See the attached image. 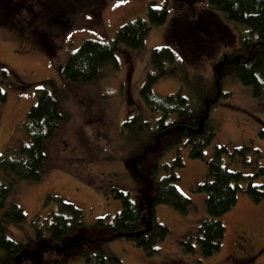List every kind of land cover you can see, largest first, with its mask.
<instances>
[{"label": "rangeland", "instance_id": "374dc122", "mask_svg": "<svg viewBox=\"0 0 264 264\" xmlns=\"http://www.w3.org/2000/svg\"><path fill=\"white\" fill-rule=\"evenodd\" d=\"M59 1L54 6L57 14L50 12V20L38 21L34 27L36 14L47 7L48 0H0V89L5 94V100L0 101V152L16 141L29 142L23 124L42 82L52 80L57 85L56 98L64 117L60 128L45 142L40 181H16L0 211L5 235L22 244L14 255L0 250V264H44L54 258L59 264H85V253L81 252L94 256L97 246L122 264H264V200L253 204L243 193L245 182L239 183L235 205L220 218L224 234L219 251L203 257L196 244L192 253L185 252L183 246L196 233L201 220L207 218L205 194L194 189L205 179L206 162L216 146H224L231 153L234 148L251 144L262 154L264 166V140L258 137L259 130L264 129V99L254 98L251 87L225 76L224 71L218 82L219 97L208 106L207 119L214 128V137L204 148L203 159H189L188 147L178 146L183 167L174 169L179 177L175 187L191 202L187 212L178 213L166 205L154 207V221L169 232L155 245L158 253L149 256L128 238L110 236L108 227L95 225L98 218L111 225L120 211L115 191L128 193L140 205L147 184L152 187L167 173L162 168L151 173L153 160L138 167L136 176L127 170L132 140L130 127L125 124L136 114L140 116L139 125L154 123L160 117L146 108L139 90L150 70L151 50L168 44L166 35L182 1L72 0L68 8L62 4L64 0ZM14 5L17 10L26 11L16 14L12 11ZM148 6H165L167 16L164 23L151 28L139 48L117 45L114 62L105 65L102 76L89 83L69 84L61 80L60 68L83 40L111 42L122 24L145 19ZM182 12L188 16V11ZM216 17L225 27L233 25L221 13H216ZM236 28L247 30L239 25ZM223 55L230 61L237 59ZM217 62L212 65L208 59H200L195 70L205 80L210 79L215 90ZM226 66L227 63L222 66L223 70ZM261 79L264 87V78ZM179 87L176 79L166 77L153 84L151 91L161 97L175 93ZM175 153V147L162 148L155 160L169 166ZM222 159L230 171L242 170L227 156ZM261 181L260 178L253 183ZM50 196L83 210L82 224L60 239L62 247L53 246L48 230L51 215L59 209L56 201H47ZM11 203L21 208L24 221L14 223L2 216ZM35 220L39 223L33 225ZM38 226L42 233L36 236ZM82 240L85 245L78 244Z\"/></svg>", "mask_w": 264, "mask_h": 264}, {"label": "trees", "instance_id": "16d2710c", "mask_svg": "<svg viewBox=\"0 0 264 264\" xmlns=\"http://www.w3.org/2000/svg\"><path fill=\"white\" fill-rule=\"evenodd\" d=\"M48 1L47 7L36 14L34 27L38 21L50 20V12L57 14L58 9H54V6L61 2L59 0ZM64 1L62 4L65 8L73 2L72 0ZM165 1L167 3L168 0ZM181 1V8H178L180 12L177 16H173L166 35L168 44L151 50L150 70L146 72L143 85L139 90V95L146 108L160 117L154 123L148 121L143 129L139 125V114L127 120L125 124L126 127H130L131 137L129 138L132 140L131 156L126 163L134 159L131 164L137 171L138 167L153 160L151 173L157 171L158 168H162L167 173L152 187L148 185L147 194L142 197L140 205L132 200L128 193L115 191L114 198L120 200L121 208L114 216L112 224L105 223L102 218L95 221L96 226L108 227L110 236L119 233H133V236H126V238L149 256L158 253L155 245L164 240L169 233L163 224L154 221V207L166 205L178 213H186L191 204L190 200L175 187V182L179 180V177L174 169L183 167L178 146L188 147L189 159H203V150L214 137V128L207 119L197 133H191L187 129H176L169 137L160 138L161 145L153 151L144 150L145 146H152L151 136L155 132L152 128L154 125L160 130L175 123L189 129L197 128L198 119L204 111V100L213 99L216 90L210 79L205 80L196 73V63L206 58L213 65L220 61L223 54L236 56L237 61L227 64L223 74L242 85L251 87L254 98L264 99L261 79L264 78V0ZM182 11H188V16L184 17ZM216 13L223 14L233 25L223 26L220 19L216 17ZM166 16L165 6L161 8L148 6L145 19L136 18L122 24L111 42L83 40L69 54L65 64L60 68L61 80L64 83L79 85L96 80L102 76L103 67L114 62L117 45L132 50L139 48L151 28L164 23ZM236 25L245 27L247 30L237 29ZM221 40L223 43H220ZM185 57H189L190 60L185 61ZM166 77L176 79L180 83L179 89L166 96H156L151 91L152 85ZM57 89V85L52 80L44 81L36 88V102L27 112L23 124L29 142L26 144L16 141L0 152V211L4 208L16 181L38 182L42 177L45 142L54 131L60 128L64 119L58 107ZM4 100L5 94L0 89V101ZM169 117H173V121L166 123L164 120ZM258 137L264 140V129L259 130ZM170 147L176 148L174 160L169 166L159 165L155 156L159 155L162 148ZM142 153H145L143 159L137 157L142 156ZM224 156L238 163L242 170H248L249 173L244 174L242 170L230 171L223 163ZM262 160V154L251 144L234 148L231 153H228L224 146L214 148L212 158L206 162L205 179L194 189L196 192L205 194L204 206L207 218L201 220L196 233L190 235L183 243L185 252L192 253L194 244L198 246L203 257L212 256L219 251L224 234L220 218L235 205L239 183L245 182L243 193L253 204L264 200ZM260 178L263 181L258 184L253 183L254 180ZM146 197L151 204L150 224L145 232L140 233L147 226ZM49 200H54L59 204V209L51 215V223L48 226L53 246L57 247L61 245L59 241L62 237L74 233L76 228L82 224L83 210L58 197L50 196L47 201ZM2 216L14 223L25 220L24 213L15 203L9 204ZM37 223H39L38 220H35L32 224ZM35 231L36 236L42 233L40 226L36 227ZM137 233L140 234L136 235ZM78 244L85 245V240ZM21 247L20 242L5 235L0 221V250L5 255H14ZM97 251L98 253L94 256L85 251L81 252L85 253V264H122L117 257L105 255L98 246ZM44 264H59V262L54 258Z\"/></svg>", "mask_w": 264, "mask_h": 264}, {"label": "water", "instance_id": "95a60500", "mask_svg": "<svg viewBox=\"0 0 264 264\" xmlns=\"http://www.w3.org/2000/svg\"><path fill=\"white\" fill-rule=\"evenodd\" d=\"M263 43V42H262ZM259 44V43H258ZM264 44V43H263ZM222 61L221 62H218L217 64H216V66H217V69H214V73L215 74H217V79H216V81H215V84H217L216 85V94H215V97H213V99H205L204 100V111H203V114L201 115V117L198 119V125H197V128H195V129H189V128H186V127H184V126H182V127H180V128H182V129H187V130H189V132H191V133H197L198 132V130H199V128H200V126L203 124V122L204 121H206L207 120V118H208V106H209V104L211 103V102H215V101H217V98L219 97V94H220V90H219V87H218V82H219V80H220V74H222V71H223V68H222V66L224 65V64H231L232 62H236L237 61V59H235V60H233V61H230V60H227L226 59V57L224 56V57H222ZM173 128H176V127H173ZM172 128V129H173ZM179 128V127H178ZM171 129V130H172ZM167 133V132H166ZM161 134H163V133H161ZM158 145V144H157ZM157 145L156 146H154L152 149H156L157 148ZM145 152V151H144ZM141 159H143L144 158V153L142 154V156L140 157ZM132 173H133V175L134 176H136V171H135V168L134 167H132ZM147 190H148V184H147V189H146V193H144L145 195L147 194ZM146 202H147V207H146V219H147V226H146V228L144 229V230H142L140 233H143V232H145L147 229H148V226H149V224H150V215H149V209H150V207H151V204H150V202H148V197H146ZM140 233H137L136 235H138V234H140ZM134 234L133 233H119V234H115V236H120V237H126V236H133Z\"/></svg>", "mask_w": 264, "mask_h": 264}, {"label": "flooded vegetation", "instance_id": "af4514ba", "mask_svg": "<svg viewBox=\"0 0 264 264\" xmlns=\"http://www.w3.org/2000/svg\"><path fill=\"white\" fill-rule=\"evenodd\" d=\"M12 11H17L16 12V14H19V15H21L24 11H26V10H24V9H20V10H17V5H14V8L12 9ZM5 14L6 15H8L9 14V9H8V11H5ZM216 102V101H215ZM146 123H148V121L147 122H145V123H143V124H141L140 123V126H141V129H143V128H145V124ZM173 127H176V128H173ZM179 127V128H178ZM180 127H182V126H180L179 124H177V123H175V124H172V125H170V126H168V127H166V128H164V129H162V130H160L159 129V127H157L156 125H154L152 128H154L155 129V132L152 134V139H151V143H152V146H149V145H147V146H145L144 147V150H149V151H153L154 149H152L153 147H154V145L156 146L157 144V147H159L160 145H161V143H160V138H163V137H169L170 136V134L172 133V132H174L176 129H178V130H180V129H182V128H180ZM173 128V129H172ZM172 129V130H171ZM185 129V128H184ZM167 132V133H166ZM161 133H163V134H161ZM143 154V153H142ZM137 157H141V156H137ZM144 157H145V153H144ZM134 160V159H133ZM133 160H130L129 162H127L125 165H126V167H127V170H130L131 172H133L132 171V167H134L132 164H133ZM132 163V164H131ZM135 168V167H134ZM135 170H136V168H135Z\"/></svg>", "mask_w": 264, "mask_h": 264}]
</instances>
